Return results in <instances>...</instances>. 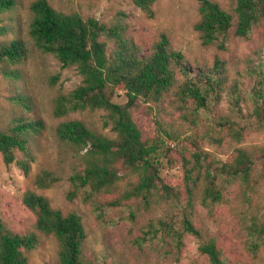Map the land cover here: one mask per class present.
Segmentation results:
<instances>
[{
    "label": "trees",
    "instance_id": "1",
    "mask_svg": "<svg viewBox=\"0 0 264 264\" xmlns=\"http://www.w3.org/2000/svg\"><path fill=\"white\" fill-rule=\"evenodd\" d=\"M18 1L0 0V12L13 8ZM131 1L147 16L153 15L156 0ZM197 9L199 18L194 29L200 43L216 50L225 48L231 27L235 36L247 37L255 26L264 23V0H234L231 10L215 0H198ZM28 13L27 34L34 47L53 54L62 66L74 65L80 75L73 88L55 95L53 114L100 111L98 125L68 118L55 127L56 136L74 150L66 198L83 202L101 193H115L104 202L106 205L134 203L138 211L157 209L158 214L147 221L135 239L139 245L156 240L169 251L178 252L185 236L192 235L207 264H229L220 242L196 225L194 214L197 204L212 209L229 201L227 190L235 188L242 202L246 248L254 258L264 261V200L260 196L264 143H242L246 131H264V58L251 70L254 83L248 94L249 108L242 110L241 96L232 84L231 108L223 113L217 108L227 85V72L226 61L218 56L213 63L194 71L185 54L171 46L164 30L143 50L119 17L107 22L92 14L59 9L49 0H31ZM27 43L20 36L0 39V60L14 63L25 59ZM3 73L18 75L8 68ZM119 88L125 102L112 99ZM169 95L173 97L170 104L180 111L182 124H204L203 132L194 130L179 151L181 180L174 185L160 175L157 142L159 134L173 140L186 129L173 120L155 119L157 135L149 139L132 114L139 99L151 101L166 112L161 102ZM14 100L29 105L22 95ZM44 125L41 117L18 116L7 128H0L4 161H15L27 174L33 159L29 135L38 133ZM226 137L232 152L224 160L201 143L204 139L218 146ZM57 179L54 171L41 167L34 184L48 187ZM20 198L34 216V230H15L0 216V264H29L28 254L37 247L39 232L56 239V264H99L84 253L86 230L75 209L63 211L53 206L45 194L29 188ZM135 210L130 209L131 215Z\"/></svg>",
    "mask_w": 264,
    "mask_h": 264
},
{
    "label": "rangeland",
    "instance_id": "2",
    "mask_svg": "<svg viewBox=\"0 0 264 264\" xmlns=\"http://www.w3.org/2000/svg\"><path fill=\"white\" fill-rule=\"evenodd\" d=\"M31 0H19L11 9L0 12V39L8 40L20 36L27 40V57L10 63L0 60V128H7L18 116L44 120V128L31 133L28 139L29 152L33 159L26 174L16 163L5 162L0 154V216L11 228L18 231L34 230V216L22 202L21 195L26 189L45 194L55 207L63 211L75 209L81 216L86 230L83 241L84 253L99 264H207V258L197 249V241L192 235H186L182 248L169 251L159 241L153 240L139 245L135 239L141 233L147 221L158 214L157 209L135 210V204L106 205L104 202L115 193H101L89 201L66 198L70 188L68 174L74 164V150L55 134L57 123L63 119L78 118L89 124L98 125L100 111L83 110L67 115L55 116L52 112L53 99L59 92H67L80 81V75L74 65L62 66L51 53L34 47L27 34L28 5ZM62 10H75L80 15L92 14L109 22L119 17L125 22L134 40L147 50L150 43L161 30L166 31L170 44L180 49L191 68L196 71L203 64L213 63L215 57L226 61L227 82L222 91L217 111H230L232 84L241 96L239 103L243 111L249 108L248 94L254 83L252 67L264 58V23L255 26L249 36H235L232 27L224 49L204 46L200 43L194 22L199 18L198 0H156L153 3V15L147 16L131 0H49ZM231 10L234 0H215ZM15 69L17 76L5 75L3 69ZM24 96L29 105L23 106L14 98ZM245 98V99H244ZM112 99L125 102L121 88L115 89ZM169 95L162 103V109L151 101L139 99L132 114L145 137L152 139L157 135L155 119L174 121L182 124L180 111L170 104ZM203 123L198 127L182 124L185 130L176 139L159 134L157 157L160 160L159 172L171 185L181 180L179 151L187 145V136L194 130L203 132ZM225 131V130H224ZM161 137V138H160ZM201 140L206 148L212 150L222 160L230 157V145L226 137L221 145ZM243 144H263L264 131H246ZM18 155L21 153L18 152ZM41 167L50 169L58 179L48 187H36L34 176ZM235 188L227 190L229 201L220 203L212 209L196 205L194 222L205 228L219 241L229 264H264L263 259L254 258L246 248V233L241 219L242 202L235 195ZM264 200V185L260 189ZM129 202V201H128ZM130 209L135 210L131 215ZM37 247L28 254L29 264H56L58 245L50 234L38 233ZM263 256V250L260 253Z\"/></svg>",
    "mask_w": 264,
    "mask_h": 264
}]
</instances>
